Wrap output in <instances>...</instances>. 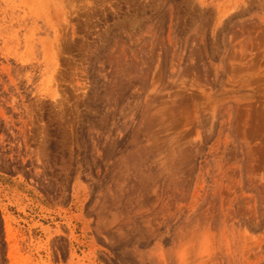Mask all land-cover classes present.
<instances>
[{
	"label": "rangeland",
	"instance_id": "rangeland-1",
	"mask_svg": "<svg viewBox=\"0 0 264 264\" xmlns=\"http://www.w3.org/2000/svg\"><path fill=\"white\" fill-rule=\"evenodd\" d=\"M0 264H264V0H0Z\"/></svg>",
	"mask_w": 264,
	"mask_h": 264
},
{
	"label": "bare ground",
	"instance_id": "bare-ground-1",
	"mask_svg": "<svg viewBox=\"0 0 264 264\" xmlns=\"http://www.w3.org/2000/svg\"><path fill=\"white\" fill-rule=\"evenodd\" d=\"M7 229H8V234H10V232H9V227H7ZM8 237L10 238L11 236H10V235H8Z\"/></svg>",
	"mask_w": 264,
	"mask_h": 264
}]
</instances>
